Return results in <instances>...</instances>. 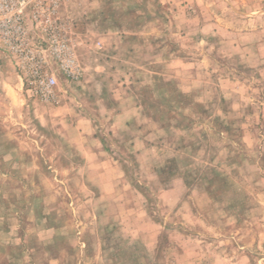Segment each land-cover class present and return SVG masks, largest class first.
<instances>
[{
	"label": "rangeland",
	"instance_id": "rangeland-1",
	"mask_svg": "<svg viewBox=\"0 0 264 264\" xmlns=\"http://www.w3.org/2000/svg\"><path fill=\"white\" fill-rule=\"evenodd\" d=\"M23 2L80 76L30 92L0 0V264H264V0Z\"/></svg>",
	"mask_w": 264,
	"mask_h": 264
},
{
	"label": "built area",
	"instance_id": "built-area-1",
	"mask_svg": "<svg viewBox=\"0 0 264 264\" xmlns=\"http://www.w3.org/2000/svg\"><path fill=\"white\" fill-rule=\"evenodd\" d=\"M16 2L18 10L14 12L11 26L4 32L5 40L17 55L18 65L29 91L44 100L53 101L56 96V76L49 70L51 60L55 61L63 74L72 80L80 76L79 65L69 40L56 32L51 20L45 26L39 28L38 23L35 27L49 33L47 40L40 42L35 36H29L21 18L24 2L23 0Z\"/></svg>",
	"mask_w": 264,
	"mask_h": 264
}]
</instances>
